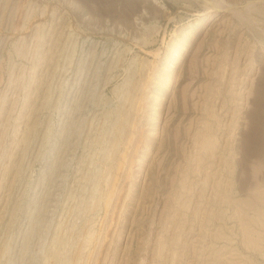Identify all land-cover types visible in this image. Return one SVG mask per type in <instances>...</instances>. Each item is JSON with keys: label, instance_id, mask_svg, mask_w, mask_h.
<instances>
[{"label": "rangeland", "instance_id": "obj_1", "mask_svg": "<svg viewBox=\"0 0 264 264\" xmlns=\"http://www.w3.org/2000/svg\"><path fill=\"white\" fill-rule=\"evenodd\" d=\"M0 264H264V0H0Z\"/></svg>", "mask_w": 264, "mask_h": 264}, {"label": "bare ground", "instance_id": "obj_2", "mask_svg": "<svg viewBox=\"0 0 264 264\" xmlns=\"http://www.w3.org/2000/svg\"><path fill=\"white\" fill-rule=\"evenodd\" d=\"M207 4H208V3H207ZM242 5H243V4H242ZM242 5H241V6H242ZM207 6H208V5H207ZM208 8H209V7H208ZM211 8H212V7H211ZM230 9H231V8H230ZM234 9H235V7H234Z\"/></svg>", "mask_w": 264, "mask_h": 264}]
</instances>
